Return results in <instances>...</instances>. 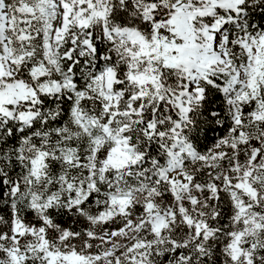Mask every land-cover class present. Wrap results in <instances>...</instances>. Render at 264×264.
Instances as JSON below:
<instances>
[{
  "label": "snow or ice",
  "instance_id": "6c2138e0",
  "mask_svg": "<svg viewBox=\"0 0 264 264\" xmlns=\"http://www.w3.org/2000/svg\"><path fill=\"white\" fill-rule=\"evenodd\" d=\"M0 264H264V0H0Z\"/></svg>",
  "mask_w": 264,
  "mask_h": 264
}]
</instances>
